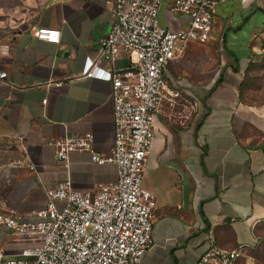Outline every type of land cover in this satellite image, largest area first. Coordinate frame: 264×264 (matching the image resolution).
<instances>
[{"label": "crops", "instance_id": "0c3cea01", "mask_svg": "<svg viewBox=\"0 0 264 264\" xmlns=\"http://www.w3.org/2000/svg\"><path fill=\"white\" fill-rule=\"evenodd\" d=\"M161 19L171 31L188 21L166 4ZM112 24L107 0H0V72L7 73L0 78V202L8 209L46 207L47 189L67 178L93 193L117 181L116 164L76 151L67 170L46 143L91 133L96 152H111V83L83 70ZM213 25L208 43H191L168 68L169 82L197 104L192 112L185 102L165 104L156 117L143 178L156 199L154 244L141 264H196L213 246L248 256L261 241L264 103L244 96L242 86L248 64L264 55V0L219 3ZM40 29L59 30L60 42L37 38ZM98 64L125 68L131 59ZM17 160L36 169L6 166ZM0 241L13 257L37 245L2 227Z\"/></svg>", "mask_w": 264, "mask_h": 264}, {"label": "built area", "instance_id": "2783aa9c", "mask_svg": "<svg viewBox=\"0 0 264 264\" xmlns=\"http://www.w3.org/2000/svg\"><path fill=\"white\" fill-rule=\"evenodd\" d=\"M227 0H107L113 15L108 34L99 43L95 57H88L83 75L111 83L115 140L109 154L94 148L93 134L65 135L46 143L55 148L64 169L72 152H88L98 164L117 166L116 182L99 184L96 193L75 190L69 178L47 189L42 209H8L0 202V227L15 236L35 242L19 256L8 255L0 241V264H141L154 244L152 229L156 199L143 186L145 163L154 140V123L163 106L175 108L185 102L196 108L190 95L168 79L169 65L191 43L206 44L214 33L217 4ZM188 19L186 27L171 31L163 25L162 9ZM34 35L59 43V30L40 29ZM128 55L125 68L104 69L98 61L114 64ZM0 72V78L6 77ZM46 102V100H45ZM7 167L36 169L27 160ZM57 202L63 206L58 207ZM255 264L243 248L223 250L213 246L196 264Z\"/></svg>", "mask_w": 264, "mask_h": 264}, {"label": "rangeland", "instance_id": "374dc122", "mask_svg": "<svg viewBox=\"0 0 264 264\" xmlns=\"http://www.w3.org/2000/svg\"><path fill=\"white\" fill-rule=\"evenodd\" d=\"M217 60L220 62L221 58ZM244 74L243 95L264 103V55L250 62ZM260 229L261 243L252 256L255 264H264V224Z\"/></svg>", "mask_w": 264, "mask_h": 264}, {"label": "trees", "instance_id": "16d2710c", "mask_svg": "<svg viewBox=\"0 0 264 264\" xmlns=\"http://www.w3.org/2000/svg\"><path fill=\"white\" fill-rule=\"evenodd\" d=\"M245 75V74H244ZM243 84H244V80H243ZM243 87V86H242ZM261 243V241H260ZM260 245V244H259ZM259 245L256 246L254 249H251V250H247V254L249 257H252L253 256V253L259 248ZM264 260V259H263Z\"/></svg>", "mask_w": 264, "mask_h": 264}]
</instances>
